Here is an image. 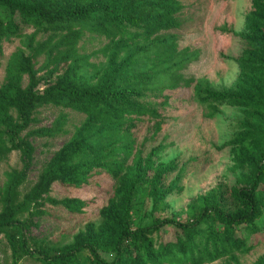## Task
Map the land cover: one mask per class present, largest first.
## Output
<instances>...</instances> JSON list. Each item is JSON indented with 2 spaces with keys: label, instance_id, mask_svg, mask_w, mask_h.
Instances as JSON below:
<instances>
[{
  "label": "trees",
  "instance_id": "1",
  "mask_svg": "<svg viewBox=\"0 0 264 264\" xmlns=\"http://www.w3.org/2000/svg\"><path fill=\"white\" fill-rule=\"evenodd\" d=\"M182 10L179 0H0V59L3 43L24 38L25 29L48 34L35 45L26 44L28 56L17 49L6 66L0 84V160L18 152L28 167L33 148L20 134L38 108L51 105L85 116L27 192L20 190L24 169L6 174L0 236L13 264L25 257L40 264H210L235 260V252L252 247L247 243L259 233L258 220L264 216V0H250L247 30L237 35L242 42L239 75L224 90L183 74L198 52L178 49L173 32L184 25ZM84 31L108 40L101 49L108 54L107 64L93 84L82 80L88 62L77 54ZM39 57L44 58L43 76L34 69ZM179 88L192 91L208 120L222 107L238 109L242 116L236 134L214 146L218 152L230 148L233 168L242 172L234 185L219 184L195 198L183 221L160 215L166 198L179 189L178 176H172L178 173L177 159L158 161L162 144L150 143L146 150V139L137 149L127 133L147 121L155 140L167 115L150 99L164 109L172 99L164 93ZM65 122L61 115L54 128L43 132L61 133ZM98 170L116 177L124 171L102 210V224L64 247L49 250L34 241L31 248L25 215L31 209L40 213L45 203L81 213L84 202L50 198L51 187L58 182L80 188ZM257 264H264V255Z\"/></svg>",
  "mask_w": 264,
  "mask_h": 264
},
{
  "label": "rangeland",
  "instance_id": "2",
  "mask_svg": "<svg viewBox=\"0 0 264 264\" xmlns=\"http://www.w3.org/2000/svg\"><path fill=\"white\" fill-rule=\"evenodd\" d=\"M183 6V27L175 31L178 37V49H189L198 52L197 61L191 63L183 74L186 78L205 80L215 90L231 87L237 80L239 70L236 60L242 50L241 39L238 34L245 33L247 28L246 16L250 10V0H179ZM47 33L33 28L24 30V38H11L3 43V55L0 59V84L5 77V69L12 53L17 49L25 56L30 54L26 44L35 45L46 39ZM108 43L104 36L84 31L82 39L77 45V54L87 59L88 64L83 68L82 80L90 84L96 82L103 66L107 64L108 54L102 48ZM123 53H120V59ZM43 57L34 61L37 76H43ZM25 86L27 77H22ZM170 96L168 105L160 109L159 102H155L160 112L167 115L165 124L155 140L150 139V127L147 121H140L135 127L127 130L134 140L137 149L148 139L146 150L156 144H162L164 149L158 156V161H178V190L170 194L165 200V207L161 217L175 218L183 221L187 219L186 210L195 198L210 191L219 184L234 185L242 170L234 169L232 164V150L226 148L218 152L214 146L231 139L236 134V128L241 120V112L230 107L220 108L217 116L208 120L204 117L205 109L192 98V91L179 88L165 92ZM61 115L66 116L63 132L56 134L44 133V130L54 128ZM85 116L69 109H62L51 105L40 107L33 115V120L25 128L20 137L27 138L33 152L27 168L18 152L10 153L0 160V189L6 182V174L11 170H25L26 180L20 188L22 193L32 187L46 164L64 143L81 125ZM145 141V142H144ZM153 143V145H150ZM128 159L125 166L129 165ZM111 172L96 171L88 179V183L80 188L65 186L58 182L51 187L49 197L53 199L74 198L86 205L81 213H71L60 206L45 203L40 213L31 209V215L25 218L29 246L33 248L34 241L44 248L58 249L73 243L89 228L97 229L103 222L102 210L114 198L115 189L120 177ZM147 213L150 205L146 204ZM147 221V220H145ZM261 227L258 234L251 236L247 245L252 247L246 253L235 252V260L224 258L210 264H257L264 255V216L258 220ZM106 259L109 256L102 254ZM0 264H13L10 250L5 238L0 236ZM16 264H40L38 261L25 257Z\"/></svg>",
  "mask_w": 264,
  "mask_h": 264
}]
</instances>
